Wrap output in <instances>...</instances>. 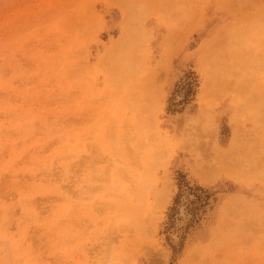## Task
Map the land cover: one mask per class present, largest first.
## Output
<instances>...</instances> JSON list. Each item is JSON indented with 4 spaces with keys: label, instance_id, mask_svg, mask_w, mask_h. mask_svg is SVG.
Segmentation results:
<instances>
[{
    "label": "rangeland",
    "instance_id": "374dc122",
    "mask_svg": "<svg viewBox=\"0 0 264 264\" xmlns=\"http://www.w3.org/2000/svg\"><path fill=\"white\" fill-rule=\"evenodd\" d=\"M0 264H264V0H0Z\"/></svg>",
    "mask_w": 264,
    "mask_h": 264
}]
</instances>
